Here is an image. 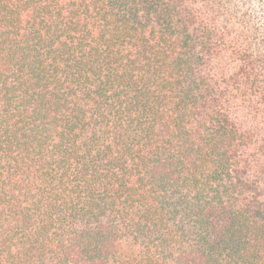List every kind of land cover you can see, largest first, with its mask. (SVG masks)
<instances>
[{
  "label": "trees",
  "instance_id": "1",
  "mask_svg": "<svg viewBox=\"0 0 264 264\" xmlns=\"http://www.w3.org/2000/svg\"><path fill=\"white\" fill-rule=\"evenodd\" d=\"M0 264H264V0H0Z\"/></svg>",
  "mask_w": 264,
  "mask_h": 264
}]
</instances>
